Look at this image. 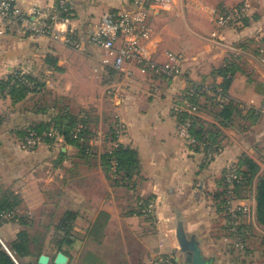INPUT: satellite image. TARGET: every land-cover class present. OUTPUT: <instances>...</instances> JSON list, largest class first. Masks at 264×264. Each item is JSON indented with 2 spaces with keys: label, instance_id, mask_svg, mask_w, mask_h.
<instances>
[{
  "label": "crops",
  "instance_id": "crops-1",
  "mask_svg": "<svg viewBox=\"0 0 264 264\" xmlns=\"http://www.w3.org/2000/svg\"><path fill=\"white\" fill-rule=\"evenodd\" d=\"M58 1L17 0V4L32 13L35 7H53ZM68 1L71 24L83 30L107 11L131 7L130 0ZM242 2L173 0L168 9L151 13L152 36L147 42L151 58L164 62L170 51L182 56L179 74L171 78L144 75L135 66L136 77L130 82L102 63L97 46L77 49L51 36L12 29L0 36V79L19 70L41 82L38 91L18 101L0 93V114L4 116L0 184L20 193L18 214L76 212L77 237L63 264H157L156 255L162 252L184 264L180 228L199 242L206 257L210 254L212 264H224L221 251L210 252L222 243L219 240L232 241L229 236H215L228 230L234 240L242 238L247 244L245 259L257 262L258 249L259 261L264 263V225L257 216V183L264 175V0H252L250 14L239 23L224 27L218 22L219 15ZM220 70L227 73L226 87L224 76L217 74ZM205 84L223 85L229 96L223 105L208 95L194 99L201 105L195 135L206 138L207 130L213 129L215 140L210 139L223 146L215 159L180 136L178 124L187 113L174 110L187 89ZM153 85L161 93L152 94ZM61 100H66L64 107ZM227 104L230 109L225 118L220 111ZM65 111L93 120V136L98 133L102 139L104 133L98 125L112 113L111 132L118 123L125 125L118 142L136 151V171L119 182L111 178L102 163V153L117 141L110 136L109 142L90 139L91 149L99 153L94 166L89 157H79L77 145L60 133L38 146L25 144L19 136L31 125L51 121ZM105 142L108 149L102 148ZM245 155L258 163L260 171L242 194L238 191L240 200L253 205L254 213L249 224L238 226L235 235L217 195L225 188L227 164L240 168ZM96 184L100 190L93 187ZM139 199L157 203L156 224L141 213ZM226 213L227 228L226 220L222 221ZM21 226L17 220L5 222L0 226L2 239L7 243L15 239Z\"/></svg>",
  "mask_w": 264,
  "mask_h": 264
},
{
  "label": "built area",
  "instance_id": "built-area-1",
  "mask_svg": "<svg viewBox=\"0 0 264 264\" xmlns=\"http://www.w3.org/2000/svg\"><path fill=\"white\" fill-rule=\"evenodd\" d=\"M130 3V8L107 11L98 22L83 30L71 24L72 6L68 0H59L53 7H35L32 13L22 11L17 0H0V36L12 29L23 34L51 36L77 49H85L90 45L97 46L103 54L102 63L125 75L130 82L136 77V69L133 68L135 66L140 73L156 78L177 76L180 71L181 55L170 51L167 52V60L160 62L151 58L147 47V42L152 36V27L149 23L151 13L155 10L168 9L173 0H130ZM251 8L252 0H243L240 6L219 15L218 22L224 27L239 23L250 14ZM21 80L27 86L34 85V82L25 77H21ZM151 92L156 95L161 93V89L153 85ZM207 95L212 96L214 101L221 105L229 100L223 85L205 84L199 88L187 89L181 101L178 100L174 104V110L176 113H187L178 124L180 136L187 139L191 147L202 148L208 158L215 159L222 154L223 146L214 143L208 137L199 138L194 133V124L201 110V105L194 99ZM83 128V125L79 124L75 128L74 136L78 137ZM115 129L119 137L125 125L118 123ZM46 135H53V132L38 133L32 130L23 141L29 146H35L41 143ZM118 145L119 142L115 141L114 146ZM117 164L116 160H112V172L116 171ZM224 176L226 211L234 224L231 230L238 235V227L235 225L237 218L243 215L248 219L253 218L254 208L249 202L239 199L238 186L243 179L240 168L229 163ZM137 203L143 215L149 216L148 218L158 217L155 201L139 199ZM8 217L10 214L5 213L2 219ZM238 241L237 244L243 247L244 242ZM0 244L3 245L1 238ZM156 263L178 264V261L174 255L162 252L156 255Z\"/></svg>",
  "mask_w": 264,
  "mask_h": 264
},
{
  "label": "trees",
  "instance_id": "trees-1",
  "mask_svg": "<svg viewBox=\"0 0 264 264\" xmlns=\"http://www.w3.org/2000/svg\"><path fill=\"white\" fill-rule=\"evenodd\" d=\"M217 74L224 76V81L222 84L224 87H226L228 81L227 73L223 70H220ZM21 77H25L26 79L34 82V85L27 86L21 80ZM40 85L41 82L37 78L17 70L11 73L9 76L0 79V93H8L14 100L18 101L25 98L30 93L38 91ZM229 109V105H225L221 109L220 115L226 118L228 116ZM3 121L4 116L0 114V125L3 123ZM84 121L85 123L87 122L85 119ZM77 122L78 115L70 113L69 111H65L51 121L39 122L31 125L30 127L20 131L19 136L22 140H24V137L32 130H35L38 133H43L44 131L53 132L54 130H57V133L63 135L66 141L77 145L80 154H82L81 156H84L88 153V150L91 149L89 142L91 131L86 129V127L80 132L78 137H75L74 132ZM207 131V136H209L211 139H214V137H212L214 130L209 129ZM195 132L201 133L202 131L196 130ZM52 136L53 135H46L44 139L48 142H51L55 138ZM111 137L113 141H118L119 137L115 128L112 130ZM80 138L83 140L81 141ZM112 160H116L118 162L116 171L114 172H112ZM102 161L105 165V169L111 173V178L114 179L115 182H119L126 179L127 177H130L138 168V158L136 151L126 147L120 142L117 147L112 146L102 154ZM239 166L243 175V179L238 186V191L241 193L244 192L248 186L254 182L255 176L260 171V166L248 155L243 156ZM225 193V189H223L217 195L219 199V207L222 211L224 208L226 209ZM21 200L22 198L20 193H17L16 191L9 188H4L3 185L0 184V226L9 220H17L18 217V220H20V223L23 225V227L16 234L15 239L8 242L9 249L0 244V264H33L34 262L31 258H39V256L43 253L41 237L38 235L35 236L30 232L28 228V218L26 219L24 215H19L17 212V208L21 204ZM5 213H9L12 217L2 219ZM257 216L259 222L264 225V175L258 180L257 183ZM76 217V212L67 210L56 226V229L59 233V239L56 246L57 253L63 252L66 255L70 254V249L73 248L74 241L77 237L74 229ZM37 260L35 263L38 264Z\"/></svg>",
  "mask_w": 264,
  "mask_h": 264
},
{
  "label": "rangeland",
  "instance_id": "rangeland-1",
  "mask_svg": "<svg viewBox=\"0 0 264 264\" xmlns=\"http://www.w3.org/2000/svg\"><path fill=\"white\" fill-rule=\"evenodd\" d=\"M40 91V90H39ZM43 90H41V92H42ZM50 99H52V98H50ZM66 101V100H65ZM65 101H63V100H61V104H60V106L61 107H64V103H65ZM108 111V110H107ZM83 115V114H82ZM82 115H81V117L79 116L78 117V122H77V125H76V127L79 125V124H82L83 125V127L84 128H86V129H89L90 131H91V134H90V138L89 139H91V138H96V140H95V143L96 142H101V141H98L99 139H102V138H100V136L101 135H99L98 133H97V136H93V132H94V129H90V127L92 126L93 127V123L95 124V122L92 120V121H87L86 123H85V121H84V119H86L85 118V116L83 115V117H82ZM110 116L108 117V120H106V119H104L103 121V123H100L99 125H98V130L100 131V132H102L103 131V133H104V135H103V138L104 139H102V141H106V142H109V139H110V137H111V125H112V118H113V115H112V113H110L109 114ZM105 121H106V123H105ZM91 122V123H90ZM93 122V123H92ZM95 126V125H94ZM117 126V125H116ZM75 127V128H76ZM83 128V129H84ZM105 131H106V134H105ZM56 135H57V130H54L53 131V136L52 137H56ZM110 136V137H109ZM81 139V141L83 140L82 138H80ZM46 142H48V141H46L45 139L41 142V143H39V144H37V145H35V146H38V145H41V144H43V143H46ZM106 142L105 143H102L103 145H102V148H107L106 147ZM109 144V143H108ZM108 149V148H107ZM105 152H106V150H105ZM104 152V153H105ZM99 153H96V151H95V149H90V150H88V153L86 154V155H84V156H87V157H89V161H90V163H91V166H94V163H95V159H97V156H99L98 155ZM103 154V153H102ZM82 154H80V152H79V157H83V156H81ZM103 163V162H102ZM103 165H104V163H103ZM104 168H105V165L103 166ZM93 187L95 188V189H97V190H100V186H99V184H96V185H93ZM240 194H242V192L240 193ZM242 196V195H241ZM224 210H225V208H224ZM223 210V211H224ZM19 215H21V214H19ZM228 214L226 213V214H224V215H222L223 217V219H222V221H225V223L227 224V226H226V224H225V228H227L228 226H229V224H230V220L228 219V216H227ZM62 216L63 215H58V216H51V215H46V216H31V217H29V216H25V218L28 220V224H29V226H28V228H29V230H30V232L33 234V235H35V236H39V237H41V243H42V246H43V253L42 254H48L49 256H50V264H53V262H55V259H56V256L58 255V253L56 252V246H57V242H58V235H59V233H58V231H57V229H56V226L58 225V223H59V221L61 220V218H62ZM145 217H149V216H146V215H144ZM12 216H10V217H8V218H11ZM151 218V217H150ZM149 218V220L151 221V222H153V223H157V219H159V217H156V218H151L150 219ZM19 219V217L17 218V221H19V223H20V220H18ZM237 224H235L237 227L239 226V225H246V224H249L248 223V218H247V216H241V217H239V218H237ZM21 225H22V223H20ZM231 224L232 225H234L232 222H231ZM3 225V224H2ZM1 225V226H2ZM220 225H221V223H220ZM23 227V225L21 226V228ZM20 228V229H21ZM19 232V231H18ZM17 232V233H18ZM220 232H221V230H220ZM215 236L216 237H218L219 236V239H224V236H229V237H231V239H232V241L230 242V241H228V240H224V241H221V240H219L220 242H222V243H218V246L217 247H215L210 253H216L217 251L219 252V251H221V253L225 256V257H223V260H224V264H264V263H261L262 261H259L260 260V258L262 257V256H260V253H259V250L258 249H256L257 250V252H256V261L257 262H255V260L252 262V261H249V260H247V259H245V257H247L246 255V250H247V244H245V243H243V247H241V246H239L237 243L239 242L238 240H239V238L238 237H236V239L234 240L233 239V237L230 235V233H229V230L228 231H224L223 233H221V234H215ZM0 238H1V242H2V246H4V247H6L7 249H9L8 248V243L7 242H5L4 241V239H2V236H1V234H0ZM43 238H44V242H43ZM218 241V242H219ZM241 241H243V239L241 238ZM35 245V244H34ZM36 246V245H35ZM217 250V251H216ZM41 254V255H42ZM169 254H171V253H169ZM184 253H183V251H182V255H183ZM40 255V256H41ZM171 255H173V254H171ZM40 256H39V258H40ZM208 257H210V254H209V256ZM37 258L38 257H32L31 259L33 260V264H37V263H35V261L37 260ZM39 258H38V260H37V262H38V264H39ZM177 261H178V259H177ZM264 262V261H263Z\"/></svg>",
  "mask_w": 264,
  "mask_h": 264
},
{
  "label": "water",
  "instance_id": "water-1",
  "mask_svg": "<svg viewBox=\"0 0 264 264\" xmlns=\"http://www.w3.org/2000/svg\"><path fill=\"white\" fill-rule=\"evenodd\" d=\"M178 237L181 243L182 251L186 255L184 264H212V257H206L199 242L193 237L189 238L187 233L180 228L178 231ZM45 257V260H43ZM67 255L63 252H59L56 256L55 262L57 264H63L67 261ZM64 259V260H63ZM50 257L42 254L39 258V263H47Z\"/></svg>",
  "mask_w": 264,
  "mask_h": 264
},
{
  "label": "bare ground",
  "instance_id": "bare-ground-1",
  "mask_svg": "<svg viewBox=\"0 0 264 264\" xmlns=\"http://www.w3.org/2000/svg\"><path fill=\"white\" fill-rule=\"evenodd\" d=\"M43 260H45V257H43Z\"/></svg>",
  "mask_w": 264,
  "mask_h": 264
}]
</instances>
